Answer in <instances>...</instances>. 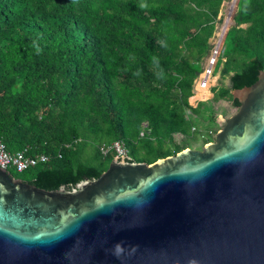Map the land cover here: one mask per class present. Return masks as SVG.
<instances>
[{"label":"trees","instance_id":"obj_1","mask_svg":"<svg viewBox=\"0 0 264 264\" xmlns=\"http://www.w3.org/2000/svg\"><path fill=\"white\" fill-rule=\"evenodd\" d=\"M223 1L0 0V140L49 158L14 178L72 189L109 168L103 145L148 164L191 148L203 105L190 99ZM238 7L220 57L231 87L212 89L235 108L232 91L264 71V0Z\"/></svg>","mask_w":264,"mask_h":264},{"label":"water","instance_id":"obj_2","mask_svg":"<svg viewBox=\"0 0 264 264\" xmlns=\"http://www.w3.org/2000/svg\"><path fill=\"white\" fill-rule=\"evenodd\" d=\"M232 95L202 151L53 191L0 168V264H264V71Z\"/></svg>","mask_w":264,"mask_h":264},{"label":"built area","instance_id":"obj_3","mask_svg":"<svg viewBox=\"0 0 264 264\" xmlns=\"http://www.w3.org/2000/svg\"><path fill=\"white\" fill-rule=\"evenodd\" d=\"M239 0H224L217 18L214 36L210 40V55L205 59L203 71L198 77L194 86V95L198 97L202 90L211 92V83L216 77L215 68L222 54V46L225 35L233 26V18L237 13ZM225 61V60H224ZM203 100V99H202ZM147 127V125H145ZM193 132L196 131L194 127ZM145 136V131L141 133V137ZM103 155L114 151L117 158H128V149L122 142H114L109 146L103 145L101 148ZM49 158L45 155L30 156L26 152L20 151L15 154L8 152L6 145L0 140V168L13 169L18 173H23L30 168L36 167L41 163H46Z\"/></svg>","mask_w":264,"mask_h":264},{"label":"rangeland","instance_id":"obj_4","mask_svg":"<svg viewBox=\"0 0 264 264\" xmlns=\"http://www.w3.org/2000/svg\"><path fill=\"white\" fill-rule=\"evenodd\" d=\"M237 12L239 7H237ZM237 14V13H236ZM235 17V16H234ZM233 26L235 25V20L233 18ZM215 68L216 77L213 79L211 83V88L213 89L223 86V82L226 78L221 76L222 70V61H220ZM220 75V76H219ZM200 99L209 98L202 103L203 109L202 113L197 117L194 118L195 128L197 135L193 139H188L187 143L191 146L192 149L202 151L205 146V141L210 140L211 142L214 141L216 133L219 131L220 127L217 123V120L220 117L228 118L237 113L238 108H235L231 103L220 101V102H213V93L211 91L210 95H200ZM193 105L197 107L199 103H194ZM216 118V121H215ZM182 142V140H178Z\"/></svg>","mask_w":264,"mask_h":264},{"label":"crops","instance_id":"obj_5","mask_svg":"<svg viewBox=\"0 0 264 264\" xmlns=\"http://www.w3.org/2000/svg\"><path fill=\"white\" fill-rule=\"evenodd\" d=\"M219 76H220V75H219ZM214 88H215V87H214ZM211 91H212V89H211ZM209 93H210V92H209ZM200 95H201V93H200ZM200 95H198V99H197L194 103H197V104H198V103H201V102L204 101V100H202V99L199 98ZM213 97H214V95H213ZM193 98H196L195 95L190 99V104H191L192 106H194L193 103H192V99H193ZM208 99H209V98H208ZM194 107H195V106H194Z\"/></svg>","mask_w":264,"mask_h":264},{"label":"bare ground","instance_id":"obj_6","mask_svg":"<svg viewBox=\"0 0 264 264\" xmlns=\"http://www.w3.org/2000/svg\"><path fill=\"white\" fill-rule=\"evenodd\" d=\"M197 99H198V97H197ZM204 100V99H203ZM207 100V99H206Z\"/></svg>","mask_w":264,"mask_h":264},{"label":"flooded vegetation","instance_id":"obj_7","mask_svg":"<svg viewBox=\"0 0 264 264\" xmlns=\"http://www.w3.org/2000/svg\"><path fill=\"white\" fill-rule=\"evenodd\" d=\"M211 93V92H210Z\"/></svg>","mask_w":264,"mask_h":264}]
</instances>
